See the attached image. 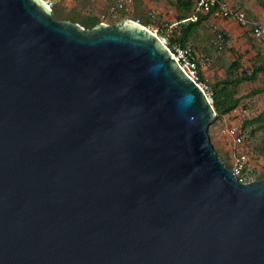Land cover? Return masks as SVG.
<instances>
[{"label": "water", "instance_id": "water-1", "mask_svg": "<svg viewBox=\"0 0 264 264\" xmlns=\"http://www.w3.org/2000/svg\"><path fill=\"white\" fill-rule=\"evenodd\" d=\"M158 32L0 0V264H264V177Z\"/></svg>", "mask_w": 264, "mask_h": 264}, {"label": "rangeland", "instance_id": "rangeland-1", "mask_svg": "<svg viewBox=\"0 0 264 264\" xmlns=\"http://www.w3.org/2000/svg\"><path fill=\"white\" fill-rule=\"evenodd\" d=\"M226 1L264 22V0ZM52 8L54 18L80 24L140 20L174 45L180 44L187 23L179 22L189 14L180 0H133L122 7L118 0H55ZM186 45L201 55L200 78L213 91V103L219 97L209 134L220 159L233 169L232 134L244 137L243 147L264 155V72L249 78L264 65V38H256L235 19L210 14L190 31Z\"/></svg>", "mask_w": 264, "mask_h": 264}, {"label": "built area", "instance_id": "built-area-1", "mask_svg": "<svg viewBox=\"0 0 264 264\" xmlns=\"http://www.w3.org/2000/svg\"><path fill=\"white\" fill-rule=\"evenodd\" d=\"M54 1L55 0H44V2L51 8L54 5ZM132 1L133 0H118V5L122 7ZM190 1L193 3L192 12L189 17L183 19L182 21H196L200 14L212 12L220 17L223 16L235 19L240 25L248 28L252 35L256 38H264V22L248 17L245 11L232 7L226 0ZM136 21L142 23L140 20ZM154 31L158 32L157 30ZM163 39L169 46V42L166 40V37H163ZM169 48L176 56L184 70L196 81H198L213 101V91H211L205 83L199 81L201 68L200 53L196 49L189 46L181 47L179 45H175L173 48L170 46ZM232 136L233 139L230 141V147L233 151H235V165L233 169H230L243 182L259 178L257 176L262 174L261 171L264 172V155L257 154L254 151L245 148V146L243 147L244 137L242 135L236 136L232 134Z\"/></svg>", "mask_w": 264, "mask_h": 264}, {"label": "trees", "instance_id": "trees-1", "mask_svg": "<svg viewBox=\"0 0 264 264\" xmlns=\"http://www.w3.org/2000/svg\"><path fill=\"white\" fill-rule=\"evenodd\" d=\"M180 1H182L183 2V4L185 5V6H187V9H188V11H189V14L186 16V17H184L183 19H185V18H187V17H189L190 16V14H191V12H192V6H193V3L190 1V0H180ZM53 11H54V9H52V13H53ZM210 14H213L212 12H209V13H202V14H200L199 15V17H198V19L196 20V21H192V20H187V21H182L183 19H181V21L179 22V23H181V22H187L185 25H184V27H183V31H184V35H183V37H181V39H180V44H177V45H179V46H181V47H186V46H188V45H186V41H187V39H188V35H189V33H190V31L194 28V27H196L201 21H202V19H204V18H206L207 17V15H210ZM247 14V16L248 17H250V14H248V13H246ZM251 18V17H250ZM253 18V17H252ZM72 21H75V22H77L76 20H72ZM85 24L86 25H89L88 27H93L94 25H96L97 24V22H91V24H87L86 22H85ZM85 24H82V25H85ZM86 27V26H85ZM169 44V46L171 47V48H173L175 45L173 44V42H169L168 43ZM264 72V65H260L259 67H257V68H255L254 69V71H253V73H252V75L249 77V78H254L257 74H258V72ZM200 75H201V70H200ZM199 81H202L201 80V78H199ZM213 95H214V93H213ZM219 98V97H218ZM218 98L216 97V99L218 100ZM217 100H215L214 101V105H215V107L217 108V110H218V106L220 105L219 104V101H217ZM236 105V103H234L233 105H231L230 107H228L227 108V110L228 109H230V108H232V107H234ZM227 167H229L228 165H227ZM230 168V167H229ZM257 177H264V173H262L261 175H258Z\"/></svg>", "mask_w": 264, "mask_h": 264}, {"label": "crops", "instance_id": "crops-1", "mask_svg": "<svg viewBox=\"0 0 264 264\" xmlns=\"http://www.w3.org/2000/svg\"><path fill=\"white\" fill-rule=\"evenodd\" d=\"M246 28V27H245ZM242 30H244V28H242Z\"/></svg>", "mask_w": 264, "mask_h": 264}]
</instances>
